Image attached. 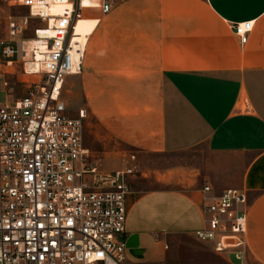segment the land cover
Instances as JSON below:
<instances>
[{
    "label": "crops",
    "instance_id": "crops-1",
    "mask_svg": "<svg viewBox=\"0 0 264 264\" xmlns=\"http://www.w3.org/2000/svg\"><path fill=\"white\" fill-rule=\"evenodd\" d=\"M12 1L0 0V42L18 19ZM122 6L109 42L89 48L99 22H84L89 39L78 80L85 103L106 135L141 160L205 148L198 165L176 170L177 179L128 198V264H158L164 244L205 227V186L217 195L248 193L249 258L264 264V0ZM248 21L255 27L241 45L233 25Z\"/></svg>",
    "mask_w": 264,
    "mask_h": 264
},
{
    "label": "built area",
    "instance_id": "built-area-1",
    "mask_svg": "<svg viewBox=\"0 0 264 264\" xmlns=\"http://www.w3.org/2000/svg\"><path fill=\"white\" fill-rule=\"evenodd\" d=\"M15 1L29 16L8 24L10 39L0 42L4 67L21 61L25 75L38 81L10 102L0 77V264H128V198L139 174L137 157L128 155L120 169L108 171L85 144L87 111L73 117L62 100L86 57L88 39L75 36V25L87 12L110 14L116 2ZM52 3L63 6L60 16L49 13ZM32 20L43 23L33 29V42L21 38ZM254 27L255 21L233 25L241 45ZM202 192L205 227L195 239L228 264H250L248 193L217 195L211 186Z\"/></svg>",
    "mask_w": 264,
    "mask_h": 264
},
{
    "label": "rangeland",
    "instance_id": "rangeland-1",
    "mask_svg": "<svg viewBox=\"0 0 264 264\" xmlns=\"http://www.w3.org/2000/svg\"><path fill=\"white\" fill-rule=\"evenodd\" d=\"M115 2L118 6L115 8L114 13L107 17L97 11L86 13V21L97 19L99 22V30L92 36L89 48H92L96 43L109 42L111 37L110 28L116 26L118 21H121L122 18L119 19V17H121L122 11L125 10L122 5L125 4L126 0H115ZM9 7V11L18 16V19H13V21H20L22 18L29 16V10L15 0L12 1ZM84 24L81 28L83 30ZM41 25H43L41 21L32 20L31 30L21 38L23 40L34 39L33 29ZM9 39L7 32L3 36V40L7 41ZM1 51L2 48L0 46V77L7 84L6 97L10 102H13L27 96L29 86L36 83L38 78L26 76L21 61L11 68H5ZM78 78L74 79V77H71L68 79L63 90L62 100L73 117H77L80 109L87 111V119L84 124L86 146L103 159L104 166L108 171L118 170L122 167L123 159L126 156L135 155L136 153L106 135L104 129L85 103ZM204 149L193 150L179 155L149 156L142 160L137 158L139 174L132 179L133 191H151L164 187L163 182L166 180L170 182L176 178V170L181 168L188 170L192 166L198 165L200 158L205 156ZM165 174L169 179L166 176H162ZM157 177L162 182L158 181ZM164 246H166V253L161 251L159 256H163V258L158 264H228L223 257L215 253L211 245L197 241L194 235L176 236L174 237V242H168ZM231 261L237 263L234 256L231 257Z\"/></svg>",
    "mask_w": 264,
    "mask_h": 264
},
{
    "label": "bare ground",
    "instance_id": "bare-ground-1",
    "mask_svg": "<svg viewBox=\"0 0 264 264\" xmlns=\"http://www.w3.org/2000/svg\"><path fill=\"white\" fill-rule=\"evenodd\" d=\"M62 12H63V6L62 5H58V4L52 3V7L49 9V13H51L53 17L60 16L62 14ZM85 20L86 19L79 20L77 22V24L75 25V36L81 37V39L83 41H86L87 39H89V36L83 31V29H81L82 28V25L85 22ZM47 34L50 35L51 32L48 31ZM33 41L34 40H31V42H33ZM28 55H30V50H28Z\"/></svg>",
    "mask_w": 264,
    "mask_h": 264
}]
</instances>
